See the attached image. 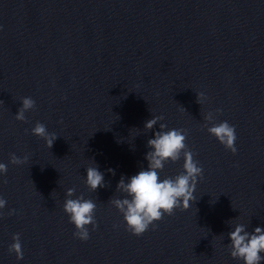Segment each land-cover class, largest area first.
Segmentation results:
<instances>
[{
	"label": "clouds",
	"instance_id": "1",
	"mask_svg": "<svg viewBox=\"0 0 264 264\" xmlns=\"http://www.w3.org/2000/svg\"><path fill=\"white\" fill-rule=\"evenodd\" d=\"M3 26L0 25V30ZM205 94L197 93V102L202 104ZM35 108V101L31 97L22 98V107L15 114L18 121H26L25 113ZM182 110L185 109L182 107ZM221 109H216L220 113ZM163 116H153L147 120L144 129L152 130ZM206 122L204 127L210 135L215 137L227 150L236 154L235 142L237 139L235 125L227 121L215 123L214 113L209 111L203 117ZM211 124L212 126H208ZM167 125L159 124L158 131L154 138L147 141V146L151 149L147 152L145 159L148 161L146 170H140L136 175L131 176L127 182L122 176L117 184V191L126 194L125 198H111L110 203L123 215L126 230L139 237L143 235L150 225L160 221L165 214L173 215L175 209L188 210L190 202H194L195 190L198 177H203V168L199 161L194 159V153L186 144V129H169L165 131ZM32 134L45 140L46 146L51 149L57 139L55 133H49L46 126L37 122L32 128ZM183 155V172L173 177H166L161 180L160 171L171 161L176 162ZM28 160V157H17L10 154V163L21 165ZM95 165V163L92 161ZM7 165L0 163V174L7 173ZM86 186L90 191L95 192L98 188L105 187L104 175L98 170V166L86 168ZM7 183L6 180L3 181ZM75 189L70 188L66 192V199L63 204L64 212L69 216V222L74 225V237L81 241L89 239L88 226L93 229L98 227L95 219L97 204L92 199H85L83 195L73 199ZM6 200L0 197V209L5 208ZM235 209V208H234ZM15 210L9 211L8 215H13ZM3 213H0L2 218ZM232 220L228 221L231 223ZM231 243L228 245L232 258L243 261V264H261L264 261V228L256 227L253 232L246 231L244 224H236L234 230L228 233ZM13 243L9 245V253H15L17 260L23 259L22 244L20 234L16 233L12 237Z\"/></svg>",
	"mask_w": 264,
	"mask_h": 264
}]
</instances>
